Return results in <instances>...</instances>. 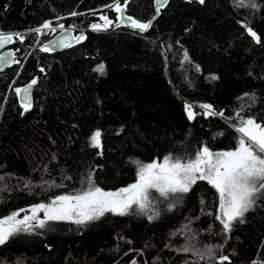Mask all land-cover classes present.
I'll return each mask as SVG.
<instances>
[{
    "label": "trees",
    "instance_id": "obj_1",
    "mask_svg": "<svg viewBox=\"0 0 264 264\" xmlns=\"http://www.w3.org/2000/svg\"><path fill=\"white\" fill-rule=\"evenodd\" d=\"M115 2L0 0V32L13 34L18 61L0 72V218L76 193L90 175L104 190L125 187L136 180L132 161L190 157L202 146L232 150L237 113L264 126V0H254L257 7L169 0L146 31L118 25L108 7ZM124 11L146 23L153 0H128ZM46 22L83 39L42 51L59 31H34ZM33 79L24 111L15 89ZM95 131L99 148L90 139ZM218 206L216 190L197 181L186 194H156L144 213L133 206L83 224L46 221L8 237L0 264H185L197 259L179 251L189 244L212 248L199 264H218L221 255L230 264H264V193L227 233L215 218Z\"/></svg>",
    "mask_w": 264,
    "mask_h": 264
},
{
    "label": "snow or ice",
    "instance_id": "obj_2",
    "mask_svg": "<svg viewBox=\"0 0 264 264\" xmlns=\"http://www.w3.org/2000/svg\"><path fill=\"white\" fill-rule=\"evenodd\" d=\"M199 2L203 4L205 0H199ZM127 3L128 0H124V4L121 5L119 0H116L114 5L108 7H115L122 17ZM156 3L157 13H159L167 0H156ZM238 4L244 6L245 0H238ZM247 6L257 7L254 0H248ZM102 19L108 24L111 23L107 17H102ZM127 19L131 21V27L134 29L146 31L151 26V21L145 23L131 17ZM42 27L51 29L50 22L44 23ZM92 27L96 28L97 25H92ZM51 30L55 31V29ZM34 31L39 33L41 29L37 28ZM247 32L257 43L260 42V37L251 28H247ZM15 35L21 41L23 40L20 34ZM73 39L78 43L83 36L73 37ZM12 41L13 34L0 32V48ZM49 43L51 45V42ZM58 43H64V41L61 40ZM41 50L49 51L50 49L46 46ZM185 59H187V53H185ZM0 61L18 63V61H9L5 55H0ZM103 68V65H99L95 70L103 72ZM36 83L37 80L33 79L27 87L15 89L18 96L23 93L21 106L24 111H28L32 106L29 92L31 86ZM201 107L211 109V105H201ZM191 109V105H186L189 120L194 119L195 116ZM206 114L224 116L223 112ZM236 115L240 119V126L236 128V131L241 135L234 149L213 152L207 146H202L190 157L166 155L162 159L148 163L132 161L136 166L135 182L116 191H107L97 186L90 175L86 186L81 190L70 195H59L49 204L34 205L27 210L31 213L30 215L17 219L19 212H14L7 217L0 218V245L4 244L8 237L20 231H29L33 227L44 228L46 221L68 220L83 224L103 216L106 212L126 215L130 210H134L133 206L144 213L149 209L156 194L162 199H168L177 193L186 194L197 181H207L216 190L222 215L218 214L215 218L222 225L224 233L230 232L233 221L243 217L252 208L258 194L264 193V126L253 118L245 119L240 117L239 113ZM100 137V131H95L91 135L93 147H101ZM40 213H43V218H40ZM154 218L152 215L148 216L149 220ZM33 221L36 222L35 225L32 224ZM179 251L192 252L197 258L191 262L186 261L185 264H199V261L205 259L206 256L209 259L213 256L212 248L209 247L202 251L191 244ZM225 261L230 264L229 257L221 255L218 264H224ZM132 264L136 262L133 261Z\"/></svg>",
    "mask_w": 264,
    "mask_h": 264
},
{
    "label": "water",
    "instance_id": "obj_3",
    "mask_svg": "<svg viewBox=\"0 0 264 264\" xmlns=\"http://www.w3.org/2000/svg\"><path fill=\"white\" fill-rule=\"evenodd\" d=\"M168 1L169 0H167V2ZM163 7H161V8H163ZM153 9H154V13L150 17V19H148V21H151V22L159 14V13H157V3H156V0H153ZM128 17H130V16L127 15V14H125V11H123V16L122 17H121V13L117 12V23H118V25H121V26H124V27H128V28H131V29H134V28L131 27V21H129L127 19ZM5 34H9V33H5ZM73 37H80V34H75L72 29H70L68 27H64V28H61L56 34H54L49 40H47L44 43H42L41 44V47L48 46L49 49H50L49 51H53V52L60 51V50H64V49L72 46L76 42V40H74ZM61 40H63L64 43H58ZM49 42H51V45H50ZM66 45H70V46H66ZM9 53H12L13 55H8ZM0 55L7 56V59L9 61H15V58H16L13 49L10 47V43H8L4 47L0 48ZM13 63L14 62L4 63L3 61H0V72H2L5 69L11 67ZM30 84H31V82L26 83V84L20 86L19 88L23 89V88L27 87ZM32 87H33V85L31 86V89H30V92H29V100H30V102H31ZM16 97H17L18 102L20 104H22L23 93H21L19 96L16 93ZM218 214L222 215L219 207H218Z\"/></svg>",
    "mask_w": 264,
    "mask_h": 264
},
{
    "label": "rangeland",
    "instance_id": "obj_4",
    "mask_svg": "<svg viewBox=\"0 0 264 264\" xmlns=\"http://www.w3.org/2000/svg\"><path fill=\"white\" fill-rule=\"evenodd\" d=\"M115 4V3H114ZM113 4V5H114ZM114 9H115V7H113ZM41 29V31L39 32V34H41L43 31H45V30H47V29H44L43 27H41L40 28ZM51 29H55V30H60L61 29V27H59V26H53V25H51ZM16 61V60H15ZM19 88V87H18ZM17 89V88H16ZM186 105H189V104H186ZM199 108L201 109V110H203L204 112H206V113H208V112H210V110L209 109H205V108H203V107H201V105L199 106ZM247 119V118H246ZM240 126V125H239ZM239 126H237V127H239ZM237 127H235V130H236V128ZM237 132V131H236ZM237 134H238V136L240 137V133H238L237 132ZM213 152H220V151H213ZM126 187V186H125ZM123 188V187H122ZM118 190V189H117ZM113 191H116V190H113ZM54 200V199H53ZM218 201H219V198H218ZM49 203H51V201L50 202H48V203H44V204H49ZM37 205V204H36ZM32 206H34V205H32ZM32 206H29V207H26V208H24V209H20V210H25V211H20V210H18V211H15V212H19V216L17 217V219H21V218H23V216L24 215H30L31 213L29 212V211H27L28 209H30ZM219 207V206H218ZM14 213V212H13ZM12 214V213H11ZM10 214V215H11ZM217 215H218V211H217ZM9 216V215H8ZM7 217V216H6ZM40 218H43V213H40ZM32 224L33 225H35L36 224V222L35 221H33L32 222Z\"/></svg>",
    "mask_w": 264,
    "mask_h": 264
}]
</instances>
